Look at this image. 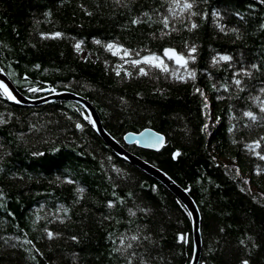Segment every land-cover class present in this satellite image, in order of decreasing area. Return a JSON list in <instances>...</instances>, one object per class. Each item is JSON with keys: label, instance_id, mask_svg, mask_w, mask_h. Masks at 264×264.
<instances>
[{"label": "trees", "instance_id": "obj_1", "mask_svg": "<svg viewBox=\"0 0 264 264\" xmlns=\"http://www.w3.org/2000/svg\"><path fill=\"white\" fill-rule=\"evenodd\" d=\"M194 5L197 13H207L204 19L191 17L198 27L188 31L175 23L164 35L153 13L166 14L165 0H131L128 7L115 0H0V66L28 97L68 91L87 99L113 139L185 189L201 216L198 264H240L242 259L264 264V160L248 147L264 137V121L243 116L246 110L258 113L248 96L264 86V29L259 27L264 4L194 0ZM142 12L152 14L153 22L132 25ZM217 23L238 28L241 38L221 32ZM55 32L62 35L54 38ZM77 43L93 57L82 58ZM109 43L127 54L109 50ZM192 45L195 53L189 52ZM165 48L184 54L186 68L168 59ZM150 55L165 58L168 72L143 61L131 63ZM192 55L194 61L188 59ZM220 55L233 59L220 61ZM214 56L218 63L212 62ZM252 63L261 70L243 78L245 92L219 87L231 85L233 72ZM0 114L8 120L0 125V264H124L112 249L119 247L121 235L137 228L155 241L144 245L158 264H191L193 226L186 206L161 181L119 156L97 133L83 105L54 100L26 106L0 96ZM146 127L165 135L161 150L125 144L127 132ZM176 151L180 155L173 158ZM256 151L264 155V143Z\"/></svg>", "mask_w": 264, "mask_h": 264}, {"label": "snow or ice", "instance_id": "obj_2", "mask_svg": "<svg viewBox=\"0 0 264 264\" xmlns=\"http://www.w3.org/2000/svg\"><path fill=\"white\" fill-rule=\"evenodd\" d=\"M115 3L117 5H120L121 7H128V5L131 3V0H127V2L126 0H115ZM165 3L167 5L166 14L163 12H159V11H154L153 13L159 18L158 22L162 24L163 26L161 31L164 35L170 34L169 32L164 31V30L169 29L175 23H181L184 25V27L188 31H192L193 29H196L198 25L195 21L191 20V17H195L199 15L201 19H204L207 16V13H197L196 11L193 10L195 6L194 0H165ZM259 3L264 4V0H259ZM248 7L252 8L253 5L249 4ZM86 14H90V13L86 12ZM45 15L46 16L50 15V13H45ZM212 15L214 17H220V13L217 11H214ZM234 15L239 17V19L242 21L245 19V17L240 12H235ZM140 16L145 17L147 19L145 21H142ZM140 16L133 17L130 21L131 24L137 25L141 22H153V16L149 12H142ZM217 27L219 28L221 32L225 34H227V32L230 31L232 33L237 34L236 35L237 39L241 38L239 34L240 30L238 28L233 27L231 29H226L225 25L219 24V23H217ZM259 27L261 29H264V23H260ZM172 30L178 31V29H175V28H173ZM42 35H46V34H42ZM51 35L52 37L55 38V37H60L62 33L55 32V33H52ZM96 43L99 44L100 41L97 40ZM106 47L109 50L114 49V48L117 50H122L124 54H127V50L122 49V46L120 45L109 43L106 45ZM75 48L77 50H80L79 43L75 45ZM163 52H164V55L168 57V59L174 60L177 64L182 65L186 68L188 60L185 58L184 54L178 53L176 52L175 49H172V48H165ZM189 52L195 53L196 46L195 45L190 46ZM188 59H191L194 61L196 57L192 55V56H189ZM232 59L233 58L230 55H220L219 56L220 61H231ZM142 61L144 64H148L150 66L160 68L164 72H168L169 70L168 66L163 63V61L161 60L159 56H156V55L144 56L142 57ZM212 62L214 64L218 63L217 58L215 56L212 57ZM131 63L133 65H138L141 63V60H132ZM36 67H39V66L37 65ZM229 67H231V65H229ZM252 70L259 72L261 70V67L257 63H252L248 68H245L243 65H241L238 70L233 72L232 77H231V85L226 82L224 84H221L219 87L222 88L225 92H229L230 86H234V90L237 94L245 92L246 83L244 82L243 78L252 77L253 75ZM139 72L144 75H147V72L145 71L143 67H140ZM187 74L191 78L193 79L195 78V71H190ZM117 75H119V72H117ZM237 77H240V78H237ZM178 78L183 79V77H178ZM213 87L215 88L216 85H213ZM29 90L31 91L32 89H29ZM194 90L201 91L199 89H194ZM201 95H203L202 91H201ZM0 96H2L3 98L7 100L16 101L17 103H19V101L16 100V97L9 90L7 85H5L3 82H0ZM217 98L220 99V97H217ZM248 99L252 101L253 105H255V107L258 108L259 111L258 113H256L252 110H246L243 112V116L247 117L252 122L264 121V86H261L259 88V94H257L256 96H252L251 94H249ZM8 115L11 116V113H9ZM7 122L8 120L4 118L3 114H0V125L6 124ZM30 127L35 128L36 126L31 125ZM75 127L77 129H80L82 125L80 123H76ZM232 130L233 129L231 127L228 129L229 132H232ZM148 131L142 134V136L146 137V140H145L146 143H149L151 145H158L164 142L163 136H161L158 133L155 136H149ZM262 143H264V137H260L258 140L252 141V143L248 147L250 148V150L252 151L254 155L258 156L259 159L264 160V155L256 151V149L261 147ZM3 148H4V145L0 144V149H3ZM5 154L8 155L10 153H5ZM33 155H39V153H33ZM179 155H180L179 151L172 153L173 158H176ZM2 160H3V156L0 155V161ZM0 171H3V169L0 168ZM115 171L119 172L120 170L115 169ZM67 182L74 183L72 180H68ZM245 183H247V181H245ZM243 190L244 189H241V191ZM77 191L82 194L84 192V189L78 188ZM3 195H4L3 192H0V197H2ZM113 195H115V193H113ZM127 195L129 198L132 197L131 192H129ZM123 202H124L123 198H120V203H123ZM107 206L108 208H113L114 202L109 201ZM138 210L142 213H147L149 211V209L147 208H139ZM63 211L67 213L68 210L63 209ZM128 212L130 216L136 215V213L131 208L128 209ZM45 231L49 239L53 238L54 234L51 231H48L47 229H45ZM220 231L223 232L224 229L221 228ZM16 239L18 240L19 237H17ZM71 239L76 241L77 237L72 236ZM180 239H183V237L181 236ZM247 239L250 241L251 237H248ZM5 242L7 243V241ZM24 242L29 245L32 244L31 240L26 239ZM144 242H147L149 245L155 244V241H153L150 234H143L142 230L140 228H137V230L131 234L121 235L119 237V247H113L112 251L118 254L120 257H122L124 264H158V258L151 254V251L145 247ZM113 243L115 244V241ZM239 243L244 245L245 240L241 239ZM13 247H15V245H13ZM252 247L253 248L256 247L255 243H252ZM159 259H163V257H160ZM240 264H249V260L242 259L240 261Z\"/></svg>", "mask_w": 264, "mask_h": 264}, {"label": "water", "instance_id": "obj_3", "mask_svg": "<svg viewBox=\"0 0 264 264\" xmlns=\"http://www.w3.org/2000/svg\"><path fill=\"white\" fill-rule=\"evenodd\" d=\"M173 49V48H172ZM177 52V51H176ZM0 82H3L9 90L13 93L16 97V100L19 101L18 104L26 105V106H34V105H41L47 102H51L54 100H73L81 105H83L89 113L90 119L92 124L97 131V133L113 148V150L124 159L132 162L139 168L143 169L148 174L152 175L159 181H161L165 186H167L188 209L191 219H192V226H193V240H194V254L191 264H198L201 248H202V235H201V216L197 204L191 198L189 193L179 186L168 174L160 170L159 168L155 167L154 165L150 164L139 158L138 156L130 153L125 149L123 145L113 139L107 131L102 126L101 120L98 116L96 109L93 105L85 98L80 97L76 94H73L68 91H61V92H51L37 98H31L23 93H21L9 79L5 71L0 66ZM16 102V101H14ZM17 103V102H16ZM150 130V131H148ZM148 131L149 136H155L157 133L164 137V142L158 145H151L146 143V137L142 136L143 133ZM124 142L127 145L136 144L138 147L148 150L159 151L165 144V135L156 131L153 128L146 127L138 132L129 131L124 135Z\"/></svg>", "mask_w": 264, "mask_h": 264}, {"label": "rangeland", "instance_id": "obj_4", "mask_svg": "<svg viewBox=\"0 0 264 264\" xmlns=\"http://www.w3.org/2000/svg\"><path fill=\"white\" fill-rule=\"evenodd\" d=\"M79 53H80L82 58L93 57V55L91 53H89L87 50H79ZM160 58L163 61V63L166 64L165 63V58H163V57H160ZM141 61H142V59H141ZM221 161L226 163V164H228V165H230V166L234 165V163L230 159L223 158ZM241 175L244 176V174H241ZM251 190L255 191L253 187H251Z\"/></svg>", "mask_w": 264, "mask_h": 264}, {"label": "bare ground", "instance_id": "obj_5", "mask_svg": "<svg viewBox=\"0 0 264 264\" xmlns=\"http://www.w3.org/2000/svg\"><path fill=\"white\" fill-rule=\"evenodd\" d=\"M151 128V127H150ZM144 129V128H143ZM142 130V129H141ZM157 131V130H156ZM135 132H138V131H135ZM159 132V131H158ZM161 133V132H160ZM123 140H124V138H123Z\"/></svg>", "mask_w": 264, "mask_h": 264}]
</instances>
